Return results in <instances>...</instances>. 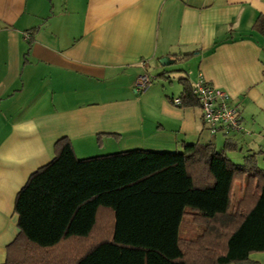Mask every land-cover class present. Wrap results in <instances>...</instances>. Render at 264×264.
Masks as SVG:
<instances>
[{
	"label": "crops",
	"instance_id": "obj_1",
	"mask_svg": "<svg viewBox=\"0 0 264 264\" xmlns=\"http://www.w3.org/2000/svg\"><path fill=\"white\" fill-rule=\"evenodd\" d=\"M260 17L264 0H0V264L19 235L16 197L63 137L79 159L211 143L264 170ZM177 70L178 86L136 92L140 76ZM199 77L230 95L244 132L212 137L200 104L174 106Z\"/></svg>",
	"mask_w": 264,
	"mask_h": 264
},
{
	"label": "trees",
	"instance_id": "obj_2",
	"mask_svg": "<svg viewBox=\"0 0 264 264\" xmlns=\"http://www.w3.org/2000/svg\"><path fill=\"white\" fill-rule=\"evenodd\" d=\"M255 28L264 34V17ZM194 103L187 88L182 105ZM228 149L195 143L79 159L59 139L16 197L19 235L5 264H254L250 256L264 252V170L256 155L234 163ZM186 216L203 228L195 240L180 236Z\"/></svg>",
	"mask_w": 264,
	"mask_h": 264
},
{
	"label": "built area",
	"instance_id": "obj_3",
	"mask_svg": "<svg viewBox=\"0 0 264 264\" xmlns=\"http://www.w3.org/2000/svg\"><path fill=\"white\" fill-rule=\"evenodd\" d=\"M27 40L32 39V34L26 33ZM155 78L144 74L135 83V90L138 93L146 92L154 83ZM192 93L199 100L203 112V121L212 137L218 134H230L244 132L241 123L240 108L230 105V95L213 86L202 77L193 84ZM176 107L182 105V98L173 99Z\"/></svg>",
	"mask_w": 264,
	"mask_h": 264
},
{
	"label": "rangeland",
	"instance_id": "obj_4",
	"mask_svg": "<svg viewBox=\"0 0 264 264\" xmlns=\"http://www.w3.org/2000/svg\"><path fill=\"white\" fill-rule=\"evenodd\" d=\"M180 67L182 65H179ZM181 70V68H178ZM183 69V68H182ZM177 70L176 72L170 73L167 79L159 78L155 80L153 85L164 83L167 88L171 86V83L174 84L173 86H178L179 82V75L182 74V71ZM183 77V76H182ZM152 85V86H153ZM241 188L239 185L236 186L233 197H232V210H234L237 202L241 198ZM203 232V228L200 225H196L192 222V219L189 216H186L181 224L180 227V236L185 239L195 240L201 233Z\"/></svg>",
	"mask_w": 264,
	"mask_h": 264
}]
</instances>
